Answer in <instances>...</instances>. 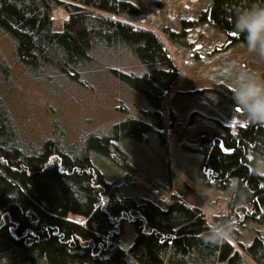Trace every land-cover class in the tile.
I'll use <instances>...</instances> for the list:
<instances>
[{
	"label": "trees",
	"instance_id": "trees-1",
	"mask_svg": "<svg viewBox=\"0 0 264 264\" xmlns=\"http://www.w3.org/2000/svg\"><path fill=\"white\" fill-rule=\"evenodd\" d=\"M57 2L0 0V33L14 40L19 65L77 79L100 45L120 50L140 68L111 72L140 99L143 118H125L106 134L92 133L83 141L66 144L53 138L39 147L26 146L2 94L12 69L0 51V264H264V235L256 229L250 243L241 239L248 222L264 220V174L254 168L257 160L264 161V124L245 121L232 88L220 84L204 91L229 118L245 122L234 131L225 127L223 135L196 139L205 184L226 194V214L211 223L201 204L188 205L174 192L164 201L123 195L116 185L119 178L134 187L129 176L138 174L157 184L121 143L149 130L161 132L162 101L178 80L177 67L154 32L112 17H135V0H67V19L56 30L51 12ZM240 2L210 0L200 20L231 43L244 42L242 34L232 31L231 8ZM174 35L168 32L169 38ZM171 119L176 120L174 114ZM90 151L116 165L112 182L105 181ZM123 221L135 231L127 250L120 246ZM215 225L236 237L247 258L226 237L206 240Z\"/></svg>",
	"mask_w": 264,
	"mask_h": 264
},
{
	"label": "rangeland",
	"instance_id": "rangeland-1",
	"mask_svg": "<svg viewBox=\"0 0 264 264\" xmlns=\"http://www.w3.org/2000/svg\"><path fill=\"white\" fill-rule=\"evenodd\" d=\"M58 1L51 12L56 30L67 16V0ZM135 1L139 6L135 17H112L154 32L175 63L178 80L162 101L161 132L149 130L140 139L121 143L157 184L133 174L129 179L136 186L125 184L126 178H119L116 185L123 195L138 198L164 201L171 192L182 195L188 205L201 204V211L211 223L214 216L226 214V194L205 184L203 155L196 139L202 135L220 136L225 127L234 131L245 122L229 118L228 112L204 91L220 84L233 88V81L226 75L230 62L264 73V59L249 53L243 42L231 43L226 34L200 20L210 0ZM170 31L174 32V38L168 37ZM6 36L0 33V51L12 71L1 90L24 145L39 147L42 140L53 138H62L70 144L83 141L92 133L106 134L109 127L125 118H143L140 99L111 72V68L138 71L139 63L129 54L100 45L92 52L90 67L79 70L77 79H71L46 67L23 68L16 60L14 40ZM89 156L105 181L112 182L116 165L107 158H96L91 151ZM254 168L264 174V161L257 160ZM262 212L264 215V205ZM68 218L83 222L73 214H68ZM242 229L241 239L250 243L256 229L264 235V220L260 224L248 222ZM134 236L132 226L127 221L121 222L120 246L127 250ZM225 237L243 254L235 236L227 233Z\"/></svg>",
	"mask_w": 264,
	"mask_h": 264
},
{
	"label": "clouds",
	"instance_id": "clouds-1",
	"mask_svg": "<svg viewBox=\"0 0 264 264\" xmlns=\"http://www.w3.org/2000/svg\"><path fill=\"white\" fill-rule=\"evenodd\" d=\"M231 12L232 31L244 36L249 53L264 59V0H241ZM226 75L233 81L232 100L241 107L245 121L264 124V73L232 61ZM226 235L223 226L215 225L206 240L216 242Z\"/></svg>",
	"mask_w": 264,
	"mask_h": 264
},
{
	"label": "water",
	"instance_id": "water-1",
	"mask_svg": "<svg viewBox=\"0 0 264 264\" xmlns=\"http://www.w3.org/2000/svg\"><path fill=\"white\" fill-rule=\"evenodd\" d=\"M221 148H222V144H220Z\"/></svg>",
	"mask_w": 264,
	"mask_h": 264
},
{
	"label": "snow or ice",
	"instance_id": "snow-or-ice-1",
	"mask_svg": "<svg viewBox=\"0 0 264 264\" xmlns=\"http://www.w3.org/2000/svg\"><path fill=\"white\" fill-rule=\"evenodd\" d=\"M65 19H67V17H65Z\"/></svg>",
	"mask_w": 264,
	"mask_h": 264
},
{
	"label": "flooded vegetation",
	"instance_id": "flooded-vegetation-1",
	"mask_svg": "<svg viewBox=\"0 0 264 264\" xmlns=\"http://www.w3.org/2000/svg\"><path fill=\"white\" fill-rule=\"evenodd\" d=\"M221 135H223V134H221Z\"/></svg>",
	"mask_w": 264,
	"mask_h": 264
}]
</instances>
